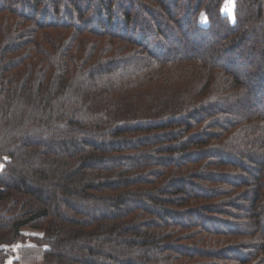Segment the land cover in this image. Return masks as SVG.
<instances>
[{
  "label": "trees",
  "instance_id": "trees-1",
  "mask_svg": "<svg viewBox=\"0 0 264 264\" xmlns=\"http://www.w3.org/2000/svg\"><path fill=\"white\" fill-rule=\"evenodd\" d=\"M224 1L0 0V264H264V0Z\"/></svg>",
  "mask_w": 264,
  "mask_h": 264
},
{
  "label": "rangeland",
  "instance_id": "rangeland-1",
  "mask_svg": "<svg viewBox=\"0 0 264 264\" xmlns=\"http://www.w3.org/2000/svg\"><path fill=\"white\" fill-rule=\"evenodd\" d=\"M234 1L235 0H225L221 8V13L227 16L231 21H233ZM199 23L201 26L206 25V20L203 15H201ZM0 169H1V164H0ZM23 232L26 236H34L35 234H38V232L34 229H26ZM24 248H31V250H27L29 251L30 254L37 252L36 247H34L32 243L27 241V243L25 244H16L11 247L12 256L10 259L19 258L20 256L26 255V252L23 250Z\"/></svg>",
  "mask_w": 264,
  "mask_h": 264
}]
</instances>
